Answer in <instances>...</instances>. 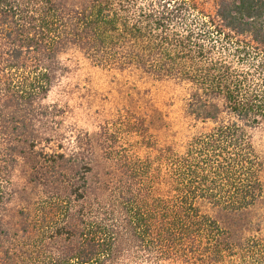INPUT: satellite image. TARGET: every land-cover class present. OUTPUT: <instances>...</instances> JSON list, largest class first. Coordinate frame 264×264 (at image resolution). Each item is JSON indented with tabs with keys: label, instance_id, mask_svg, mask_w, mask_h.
I'll list each match as a JSON object with an SVG mask.
<instances>
[{
	"label": "trees",
	"instance_id": "1",
	"mask_svg": "<svg viewBox=\"0 0 264 264\" xmlns=\"http://www.w3.org/2000/svg\"><path fill=\"white\" fill-rule=\"evenodd\" d=\"M199 1L0 0V264H264V159L246 132L264 126V0ZM72 49L187 86V116L215 126L161 150L158 172L106 175L94 199L88 172L83 191L51 172L14 230L10 169Z\"/></svg>",
	"mask_w": 264,
	"mask_h": 264
},
{
	"label": "rangeland",
	"instance_id": "2",
	"mask_svg": "<svg viewBox=\"0 0 264 264\" xmlns=\"http://www.w3.org/2000/svg\"><path fill=\"white\" fill-rule=\"evenodd\" d=\"M83 1L69 0L68 4L80 6ZM214 1L200 0L199 4L211 11ZM60 58L65 73L35 108L36 144L34 148L22 144V154L10 169L14 195L6 208L14 230L24 226L21 211L32 210L49 195L45 180L51 172L76 176L79 189L88 172L87 191L94 199L106 175L158 172L161 150L179 151L191 136L215 126L187 116V86L138 72L99 68L76 49ZM221 118L224 122L232 119L228 114ZM246 132L264 159V126ZM258 237L264 240V227Z\"/></svg>",
	"mask_w": 264,
	"mask_h": 264
}]
</instances>
